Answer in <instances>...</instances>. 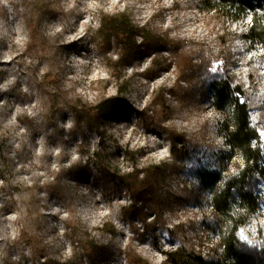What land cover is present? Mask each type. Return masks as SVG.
<instances>
[{
    "label": "rangeland",
    "instance_id": "obj_1",
    "mask_svg": "<svg viewBox=\"0 0 264 264\" xmlns=\"http://www.w3.org/2000/svg\"><path fill=\"white\" fill-rule=\"evenodd\" d=\"M198 1L0 0V264H17L22 254H28L29 249L20 241L13 242L22 228L50 243L52 264H81L73 259L70 238L75 233H89L111 247L113 256L110 254L103 264H128L125 252L130 243L135 246V253L151 264H163L164 256L154 245L157 243L163 251L174 246L155 225L156 214L146 206L140 214L122 209L130 205L126 192L97 182L95 175L87 183L62 181L61 197L46 191L36 197L37 186L52 181L62 161L69 167L81 159L80 139L70 137L69 133L72 118L53 108L54 99L50 96L58 94L61 106L76 97L84 103L97 102L106 85L103 81L113 78L109 58H117L115 51L102 55L94 41L99 18L105 14L127 12L134 24H149L160 36L178 40L192 52L217 54L226 38L225 48L233 63L231 73L247 86L253 71L255 85L264 93V51L260 47L252 49L242 38L251 26L250 13L247 20L224 23L216 14L198 10ZM44 10H51L52 14L38 26V44L30 48L25 15L32 18L35 27ZM39 32L46 35V41L39 37ZM72 43L76 46L69 48ZM161 56L157 69L151 73L156 75L149 81L132 76L152 66L153 54L126 68L125 79L131 78L127 102L106 126L103 138L91 134L88 145L95 151L104 147L105 154L123 170H129L133 164L132 158H124L127 150L139 152L135 162L140 167L175 165L161 183V194L168 199L162 207V221L171 230L183 226L197 249L215 256L212 250L217 248L218 238L204 231V213L195 204L196 199L190 204L178 201L191 199L185 190L193 188L190 183L194 178L186 176L183 170L196 168L195 162L180 165L171 149L174 142L178 148L184 142L205 167L225 153L232 156L230 173L235 169L233 163L242 165L243 161L239 155H231L220 134L224 116L213 108L211 95L201 99L194 87L178 85L179 73L171 57L167 53ZM162 65L169 67L160 71ZM48 72L51 78L44 80ZM117 88L115 83L110 85L106 96H116ZM172 89L178 90L177 97L166 96V106L159 107L162 94ZM24 112L36 120L30 129L20 121ZM206 212L210 214L211 208ZM106 221L116 226V236L102 235L100 229ZM253 224V238L258 228L264 234V210Z\"/></svg>",
    "mask_w": 264,
    "mask_h": 264
},
{
    "label": "trees",
    "instance_id": "obj_2",
    "mask_svg": "<svg viewBox=\"0 0 264 264\" xmlns=\"http://www.w3.org/2000/svg\"><path fill=\"white\" fill-rule=\"evenodd\" d=\"M197 9L204 13L216 14L224 23L243 21L250 13L251 26L242 38L252 49L260 47L264 51V0H199ZM51 14V10L42 11L40 23L35 27L32 18L28 14L25 15L24 23L30 39L28 47L32 48L34 44H38V26H42L44 19ZM99 24L94 38L96 46L102 55L110 54L111 51H115L117 55L116 60L109 58L113 78L103 81L106 85L94 104L84 103L82 98L76 97L74 101L61 106L58 94L50 96L54 99L52 107L72 118L73 125L69 133L70 137L80 139L78 154L81 159L69 167L62 161L52 181L43 187L37 186L36 197L41 191L61 197L59 186L62 181L68 184L87 183L95 175L97 182L102 181L106 186L128 194L130 205L122 207L123 210L140 214L141 208L146 206L156 214L155 225H159L174 246L171 250L163 251L157 243L154 245L164 256L163 264H264L262 230L258 228L256 238L247 231V228L261 217L264 204V93L255 85L257 78L254 72H251L253 76L250 74L247 78V86L231 73L229 68L233 63L229 50L225 48L226 38L222 41L223 49L217 54L206 51L192 52L181 46L178 40L160 36L149 24H134L127 12L118 15L105 14L99 18ZM39 37L47 40L44 33L39 32ZM161 53L169 54L177 68L178 85L184 83L194 87L201 99L211 95L213 108L224 116L220 134L230 147L231 155H239L243 161L242 165L233 163L235 169L230 173L232 156L225 153L218 160H213L211 166L205 167L203 160L194 158L184 142L181 141L179 148L174 142L171 149L172 156L180 165L185 166L187 161L195 162L196 168L183 170L186 176L194 178L190 183L193 188L185 190L191 199L179 198L178 201L190 204L192 199H196L195 204L204 213V231L218 238L217 248L212 250L215 256L211 255V252L204 254L200 248L198 250L183 226L171 230L166 228L162 221V207L168 199L161 194V183L166 173L175 165L165 163L140 167L135 162L139 152L127 150L123 153L124 158H132L133 164L129 170H123L105 154L104 147L95 151L88 145L91 134L103 138L106 126L127 102L126 95L130 89L131 78L125 79L126 68L153 54L152 66L143 73L132 76L145 77L149 81L156 75L151 76V73L157 69V60ZM253 64H250L251 68ZM161 67L163 70L160 71H164L169 66ZM211 69L217 71L212 73ZM48 78H51L49 72L43 76L44 80ZM114 83L118 87V94L107 97L105 92ZM176 91L178 90L172 89L164 92L158 106L164 108L166 96L177 97ZM19 118L29 129L36 122L27 112ZM261 182L263 191L260 188ZM210 208L211 212L207 214L206 210ZM100 232L103 236H115L117 229L113 222L106 221ZM19 241L29 252L22 254L17 264L53 263L50 243L41 236H33L27 229L22 228L13 242L18 244ZM70 241L74 245L73 259L79 260L81 264H103L107 261L106 258L114 253L108 244L89 233H75ZM219 250H223L222 255H219ZM135 251V246L130 243L125 252L128 264H151Z\"/></svg>",
    "mask_w": 264,
    "mask_h": 264
},
{
    "label": "built area",
    "instance_id": "obj_3",
    "mask_svg": "<svg viewBox=\"0 0 264 264\" xmlns=\"http://www.w3.org/2000/svg\"><path fill=\"white\" fill-rule=\"evenodd\" d=\"M247 20V19H246ZM250 24H251V16H250ZM264 210V207L262 206V211ZM261 211V212H262ZM251 229H254V224L251 226V227H249V228H247V231L248 232H250V230ZM251 234V233H250ZM257 237V232H255V238ZM221 252L219 253V255H222V252H223V250H220Z\"/></svg>",
    "mask_w": 264,
    "mask_h": 264
},
{
    "label": "bare ground",
    "instance_id": "obj_4",
    "mask_svg": "<svg viewBox=\"0 0 264 264\" xmlns=\"http://www.w3.org/2000/svg\"><path fill=\"white\" fill-rule=\"evenodd\" d=\"M74 46H76L75 43H72L71 45H68L69 48L74 47ZM75 48H76V47H75ZM24 113H25V112H24ZM116 235H117V233H116ZM116 235H115V236H116Z\"/></svg>",
    "mask_w": 264,
    "mask_h": 264
},
{
    "label": "snow or ice",
    "instance_id": "obj_5",
    "mask_svg": "<svg viewBox=\"0 0 264 264\" xmlns=\"http://www.w3.org/2000/svg\"><path fill=\"white\" fill-rule=\"evenodd\" d=\"M212 73H215L217 71V69H211L210 70Z\"/></svg>",
    "mask_w": 264,
    "mask_h": 264
}]
</instances>
